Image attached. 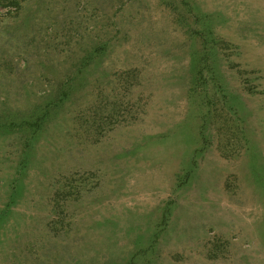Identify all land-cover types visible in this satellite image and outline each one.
Instances as JSON below:
<instances>
[{
    "label": "rangeland",
    "instance_id": "rangeland-1",
    "mask_svg": "<svg viewBox=\"0 0 264 264\" xmlns=\"http://www.w3.org/2000/svg\"><path fill=\"white\" fill-rule=\"evenodd\" d=\"M17 2L0 264H264V0Z\"/></svg>",
    "mask_w": 264,
    "mask_h": 264
},
{
    "label": "trees",
    "instance_id": "trees-1",
    "mask_svg": "<svg viewBox=\"0 0 264 264\" xmlns=\"http://www.w3.org/2000/svg\"><path fill=\"white\" fill-rule=\"evenodd\" d=\"M12 3H13V4H17V5L19 4V3L17 2V0H12ZM67 95H68V93L65 92V93H64V96L66 97Z\"/></svg>",
    "mask_w": 264,
    "mask_h": 264
}]
</instances>
